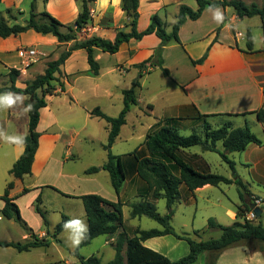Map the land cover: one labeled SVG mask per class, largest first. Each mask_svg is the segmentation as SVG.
<instances>
[{
  "label": "crops",
  "instance_id": "crops-1",
  "mask_svg": "<svg viewBox=\"0 0 264 264\" xmlns=\"http://www.w3.org/2000/svg\"><path fill=\"white\" fill-rule=\"evenodd\" d=\"M82 1L37 0V13L47 12L63 25H72L80 14ZM87 1L91 20L78 34V41L92 37L114 41L119 30H126L130 20L122 9V0L115 6L112 0H109L107 8H100L98 0ZM32 2L33 0H1L0 18L10 25H25L30 17ZM182 5L193 10L198 9L196 1L194 4H188L187 0H139L138 31H145L150 25L151 17L157 14L164 22L166 30L170 32ZM221 8L225 15L224 23H215L211 13L205 9L198 20H187L181 27V43H171L165 47L163 67L169 71L168 77L160 68L149 67L141 71L136 67L150 59L159 47L161 40L155 34L122 44L116 54L94 48V58L100 66L98 76L90 74L87 51H73L61 71L55 74L57 80L52 82L55 93L45 98L47 106L39 111L40 120L36 128L40 134L39 147L31 175L15 179L10 174L25 148L0 140V196L4 195L7 185L13 182L14 188L9 197L18 205L23 221L36 236L51 240V246L57 240L62 243L67 233L63 231L56 238H53V234L63 215L70 219L82 218L88 224L83 202L79 199L81 196L99 195L114 203L122 202L123 209H131L132 204L146 199L155 206L157 201L165 200H153L150 197L146 183L136 173L134 158H124L127 181L119 193L113 188L110 174L106 170L91 175L85 173L91 167L103 166L108 160L105 145L108 142L110 125L105 120L93 116L92 111L99 108L109 117H118L124 108L123 91L131 89L137 79L141 85L137 89L138 103L131 107L126 116V124L121 128L112 147L114 155L125 156L139 150L140 156H146L147 151L143 147L146 136L155 129L156 124L165 119H174L173 125L178 132L187 129L196 121H203L205 117L208 123L212 120L233 119L240 121L244 126L248 124L251 131L262 141L261 146L250 144L245 151L240 152V162L234 161L235 168L240 165L248 169L251 182L264 181V124L253 114L264 108V19L260 17L263 36L255 35L253 31V50L248 51L245 31L251 27V18L239 19L232 8ZM8 10L12 12L9 14ZM241 27L244 31L240 30ZM73 44L74 41L60 44L53 35H43L34 30L18 36L0 37V88L11 86V70L19 72L15 86L19 89L26 88L27 84L38 76L44 75L48 64L58 60ZM26 48L36 50L38 56L35 63L24 68V61L19 57L18 51ZM206 53L208 55L203 63H194ZM141 93L146 94L145 99L141 98ZM25 97L23 105L18 104L6 111H0V129L9 135L28 134L29 116L21 114L22 107L26 106L29 99L28 96ZM255 127L258 132H255ZM67 130L72 133L71 136L65 134ZM65 148L72 150L68 152L67 149L63 154ZM185 150L182 157L188 164L198 171L211 172L210 164L201 154L187 153ZM185 154L190 155L186 157ZM85 156L89 159L79 163L80 158ZM239 177L247 187L246 201L248 202L250 197L259 201L261 219L264 216V192H261V195L260 192L255 194L251 190L249 180L240 175ZM209 186L199 188L195 192ZM24 189L29 192L23 194ZM55 189L71 197H65ZM37 205L44 212L48 227L37 213ZM251 205L249 204L250 208ZM4 206L5 202L0 199V243H18L8 238L17 227L14 220H8L2 215ZM240 206L241 199L240 203L235 205L236 210L229 211L233 224L237 221L243 222L236 216ZM51 214H54L53 221L50 219ZM171 214L172 221L175 214ZM144 217L133 218L138 222L135 225L128 226L124 223L115 235H104L105 241L97 252L94 250L87 256H81L88 258L95 255L101 258L103 263L113 260L116 254L113 245L119 233H125L131 238L137 229L151 230L141 226ZM4 219L8 223H3ZM158 225V228L152 229L163 230L159 223ZM174 230L179 235H187L175 228ZM204 232L200 231V235ZM22 239L25 242L30 240L27 233H23ZM200 240L198 237L197 241ZM94 241L95 239L88 246ZM182 241L172 235H166L148 239L142 244L175 261L178 258L171 255L180 250ZM62 245L67 246L64 240ZM106 245H111L114 249L110 260L104 259V254L108 253ZM69 250L74 254L75 249ZM239 258L243 259V264H264V252L261 249L237 250L232 247L219 254L216 264H235ZM65 264L79 262L65 260Z\"/></svg>",
  "mask_w": 264,
  "mask_h": 264
},
{
  "label": "trees",
  "instance_id": "trees-1",
  "mask_svg": "<svg viewBox=\"0 0 264 264\" xmlns=\"http://www.w3.org/2000/svg\"><path fill=\"white\" fill-rule=\"evenodd\" d=\"M198 4V9L193 10L186 5L180 7L177 20L172 26V30L168 32L164 22L156 14L151 17V22L148 28L139 32L137 25L139 21V0H122V9L125 11L130 22L126 25V30H119L114 41L103 39L101 37H92L83 41H78L80 34L86 25L91 20L88 1L83 0L80 14L72 25H63L47 12L37 13V0H33L31 5L30 17L25 25L12 24L0 18V37L8 38L26 33L29 30H34L43 35H53L60 44H67L74 41V44L68 51L61 54L58 60L48 64V68L44 75L38 76L31 83L27 84L26 88L19 89L15 86L19 72L11 70V86L1 87L0 93L6 91L15 92L21 95L28 96L26 106L31 103L34 105L33 110L28 113L29 130L26 137L25 150L22 156L15 162L10 174L15 179H22L27 175H31L32 166L35 160V155L39 147L40 134L36 128L39 124L40 109L47 106L45 98L55 93V87L52 82L56 81L55 74L61 71V67L70 57L73 51L85 49L88 53V62L90 65V74L98 76L100 66L94 58V48H100L109 54H116L121 45L128 43L131 40H141L145 36L155 34L161 43L155 50L150 59L136 67L141 71L150 68H160L163 74L168 77L169 71L163 67V51L166 46L171 43H181L179 31L187 20H198L203 11L209 5H217L223 8H232L239 19L253 18L256 16L264 19V6L260 7L257 4L247 5L241 0H195ZM1 2V0H0ZM8 10L7 13H11ZM65 30V31H63ZM247 50H253V38L251 32L246 33ZM207 53L199 61H194L195 64H201L207 58ZM140 82L137 79L129 90L123 91L124 108L118 117H109L102 113L99 108L92 111L93 116H97L105 120L110 125L109 137L105 150L108 153L107 162L101 167H91L86 170L87 175L96 174L100 170H106L110 174L111 183L117 193L127 181V171L124 166V158H134L135 169L138 177L146 183L148 192L153 200L165 199L168 209L181 199L179 187L185 186L189 192H195L199 188L210 185L218 187L221 184L231 185L236 184L239 187V197L242 206L238 207L236 216L244 220L237 221L230 226H223L215 219L208 220V230H220L221 236L217 239L197 241L187 235H179L171 226V215H161L154 203L149 200H144L131 205L132 218L145 216L159 223L163 230L151 229L140 230L134 232L133 237H128L125 233H119L113 245L115 249V257L108 263H103L98 256L85 258L80 255V250L91 242L104 235H115L119 229L123 227V203H114L102 198L99 195H85L79 197L82 200L86 212L89 233L88 238L74 251V255L78 258L79 264H195L199 258L210 253L215 255V258L207 262V264H216L220 253L229 249L236 244L248 240H257L264 243V225L254 223L245 219L246 213H250L252 209L249 202L246 201L247 187L238 176L235 168V162L229 158L232 153H240L247 149L250 144L262 145V141L251 131L248 124L244 127H233L231 123L225 124L218 129L204 121L203 136L195 133L190 136H182L174 127V119H165L156 124L155 129L151 130L146 136L143 147L147 151L146 156H140V151L135 150L133 153L125 156H116L112 153V147L121 132V128L126 124V116L133 105L137 101V89L140 88ZM63 87V86H62ZM257 120L264 124V108L253 113ZM202 117V118H204ZM222 143L224 150H219L217 144ZM200 146L204 152H217L222 160L229 164L233 171L234 178L228 179L225 176L207 171H198L188 164L182 157L183 150ZM134 167V165H133ZM14 188V183L10 182L7 185L5 193L0 196L5 202L2 209V215L8 220H15L21 224L29 236L30 240L25 243H0V247H12L18 252H29L36 248H49L51 240L40 239L30 229L26 222L23 221L18 205L12 198L9 197L10 191ZM57 190V189H55ZM58 191V190H57ZM28 189L23 190V194L28 193ZM65 197H71L58 191ZM40 197L38 198V203ZM109 209V210H107ZM37 213L43 219L44 225L48 227L49 223L40 209L36 207ZM70 218L63 215L62 221L55 227L53 238H56L63 232V223ZM172 235L179 240H185L189 244L190 252L187 256L171 261L168 257L145 247L142 242L151 238L163 237ZM196 237H200V231L195 232ZM57 242L60 243L59 240Z\"/></svg>",
  "mask_w": 264,
  "mask_h": 264
},
{
  "label": "rangeland",
  "instance_id": "rangeland-1",
  "mask_svg": "<svg viewBox=\"0 0 264 264\" xmlns=\"http://www.w3.org/2000/svg\"><path fill=\"white\" fill-rule=\"evenodd\" d=\"M247 5L257 4L260 7L264 6V0H241ZM188 4H194L195 0H187ZM251 21V27L248 29L251 33L254 31L255 35L260 34V36H263V28L261 26V18L260 17H253L250 19ZM240 30L244 31V28H240ZM246 30V29H245ZM247 30V31H248ZM65 31V30H63ZM247 31H245L247 33ZM146 94L141 93V98L145 99ZM230 122H234L236 127H244L240 121H235L233 119H223V120H212L209 123L213 127V129H218L222 127L225 124H228ZM233 123L231 125L234 127ZM254 126V125H253ZM203 130H204V121H196L190 125L187 129L181 130L179 133L182 136H190L191 134L195 133L199 136H203ZM255 132H258V129L255 127ZM67 136H71L72 133L67 130L65 132ZM68 148L64 149V153H66ZM218 149L223 150L222 144H218ZM71 151L72 149L69 148ZM118 151V150H117ZM187 153L192 154H201L207 162L210 164L211 172L215 174H219L222 176H225L226 178L233 179V171L230 168L229 164L225 163L221 156L217 152H203L201 147H193L191 149L185 150ZM190 154H185L186 157H189ZM232 161L240 162V154L234 153L229 156ZM89 159L88 156H85L84 158H80V162ZM237 174H239L242 178H247L249 180L252 191L255 194H258L260 192H264V181H250V176L248 169L245 167H242L238 165V168H236ZM238 175V176H239ZM181 199L179 202L175 203L171 209H168L167 203L165 200H159L156 202V208L158 212L162 215L165 214H171V212H174L175 216L172 217L171 225L180 233L187 234L191 236V238L198 240V237L195 236L196 231H207L200 235L201 240H209V239H217L221 236L220 230H207L208 228V220L210 218L215 219L219 224L224 226H230L233 224L234 221L231 220L229 216V211H235L236 204L240 203V197H239V187L236 184L232 185H220L219 187L215 186H209L205 189L199 190L195 192L194 194L192 192H189L187 188L183 185L179 187ZM263 196V195H262ZM133 200V199H132ZM66 201V200H64ZM248 202L250 204H258L256 203V199L249 198ZM124 223L125 225H132L138 223L137 220L133 219L131 216V209L130 207H125L124 209ZM2 216V215H1ZM59 217V215H57ZM249 212L246 213L245 219L251 220L254 223L257 224V220H260L262 224L264 225V216L260 219L257 217L252 218L250 216V219L248 218ZM3 218V217H2ZM50 219L53 221L54 214L50 215ZM7 220L4 219L3 223ZM15 221V220H14ZM244 221V220H243ZM15 225L17 228H15L14 232L8 236L9 239L18 242V243H24L25 240L22 239L23 233L26 234L23 226L15 221ZM141 226L146 229H152V228H158L159 225L155 221H152L148 218H142ZM61 239V238H60ZM62 240V239H61ZM64 242L67 246L62 245ZM62 240V243L56 242L51 246L50 248H38V249H32L29 252H18L16 249L12 247L8 248H0V264H39V262H45L48 264H65V260H69L70 262H79L78 258L71 254V249L69 242L67 241V234L64 235ZM105 237L101 236L95 239L93 244L91 246L85 247L80 251V255L87 256L90 252L96 250L97 252L98 248L102 243H104ZM182 246L180 250L176 253H173L171 256L173 258H178L177 260L187 256L189 254V245L187 241H182ZM106 251L109 253L104 254L105 260H110L111 255L114 254V249L111 245H106ZM232 249H246V250H257L261 249L264 252V243L257 241V240H248L243 241L239 244H236L232 247ZM72 250H74L72 248ZM74 252V251H73ZM215 258V255L210 253L203 254L197 263L195 264H207V262L212 261ZM63 260V261H61ZM175 260V261H177ZM238 260V259H235ZM243 259H240L235 262V264H243Z\"/></svg>",
  "mask_w": 264,
  "mask_h": 264
},
{
  "label": "clouds",
  "instance_id": "clouds-1",
  "mask_svg": "<svg viewBox=\"0 0 264 264\" xmlns=\"http://www.w3.org/2000/svg\"><path fill=\"white\" fill-rule=\"evenodd\" d=\"M109 0H98V6L100 8H107ZM120 3V0H112L113 6ZM207 11L211 13L212 20L221 24L225 21V15L220 6L209 5ZM26 97L24 95L6 91L0 93V111H6L14 106L23 105ZM34 105L29 103L27 106L22 107L21 114L27 115L33 110ZM0 140L5 143L23 147L26 144V137L24 135H9L3 129H0ZM63 230L67 233V241L70 247L73 249L79 248V246L88 238L89 227L86 221L79 217L71 218L63 223Z\"/></svg>",
  "mask_w": 264,
  "mask_h": 264
},
{
  "label": "built area",
  "instance_id": "built-area-1",
  "mask_svg": "<svg viewBox=\"0 0 264 264\" xmlns=\"http://www.w3.org/2000/svg\"><path fill=\"white\" fill-rule=\"evenodd\" d=\"M18 55L24 61V68H27L32 63H35L36 62V58L38 56V52L36 50L26 48V49H20L18 51ZM256 203L259 204V201H256ZM249 215L252 218L256 217L253 211H251L249 213ZM250 216L248 217L249 219H250Z\"/></svg>",
  "mask_w": 264,
  "mask_h": 264
},
{
  "label": "water",
  "instance_id": "water-1",
  "mask_svg": "<svg viewBox=\"0 0 264 264\" xmlns=\"http://www.w3.org/2000/svg\"><path fill=\"white\" fill-rule=\"evenodd\" d=\"M251 209L257 218L261 216V209L256 204H252Z\"/></svg>",
  "mask_w": 264,
  "mask_h": 264
}]
</instances>
